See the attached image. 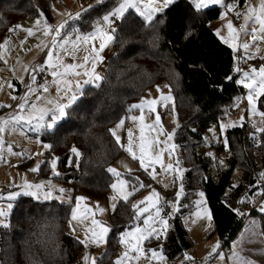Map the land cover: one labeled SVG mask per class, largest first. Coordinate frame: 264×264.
<instances>
[{"label": "trees", "instance_id": "obj_1", "mask_svg": "<svg viewBox=\"0 0 264 264\" xmlns=\"http://www.w3.org/2000/svg\"><path fill=\"white\" fill-rule=\"evenodd\" d=\"M81 1L88 5L94 0ZM232 1L242 6L246 0H226V4ZM54 2L0 0V45L24 17L44 16L52 21ZM118 3L119 0H104L84 9L78 19L68 21L67 32L73 33V27L80 32L92 30L95 22ZM225 7L216 5L197 10L190 0H176L157 13L150 23L132 9L115 20L112 26L116 30L113 33L115 52L107 62L99 87L87 85L84 96L69 110L68 122H61L58 131L42 134L50 143L51 151L59 156L57 178L61 182L74 191L80 189L92 197L106 198L114 178L107 169L124 152L110 132L113 123L129 113L132 103L151 87L167 83L175 98L180 121L176 139L187 168L181 211L193 208L197 192L204 188V165L195 156L197 140L190 134V128L225 116L235 108L236 97L241 99L244 94L236 78L228 79L235 68V51L214 29L213 22ZM259 106L264 111V96L259 98ZM229 138L232 169L216 196L231 217L220 232L225 247L231 245L244 226V204L264 187V176L259 180L255 173L257 169L264 173V133L245 123L242 134L231 133ZM73 147L79 155L71 152ZM42 164L39 176L49 173L48 157ZM235 169L241 170L242 175L240 182L232 185ZM139 174L145 176L143 172ZM125 175L131 186L136 187L138 174ZM71 207V203L56 199L40 201L22 195L15 203L10 226L0 228V264H83L79 258L83 244L67 231ZM251 213L260 214L264 233V213L259 209ZM135 216L132 200L120 199L110 213L111 231L97 264H115L121 233L132 225ZM152 244L161 243L153 241ZM190 246L187 229L181 216L176 215L163 250L175 260Z\"/></svg>", "mask_w": 264, "mask_h": 264}, {"label": "rangeland", "instance_id": "obj_2", "mask_svg": "<svg viewBox=\"0 0 264 264\" xmlns=\"http://www.w3.org/2000/svg\"><path fill=\"white\" fill-rule=\"evenodd\" d=\"M62 1L65 3V6L60 3V0H55L53 3V12L55 18L53 22L46 21L47 24L52 26L60 24L67 15H70L71 12L78 13L88 8L90 5H98L97 0L88 4L86 8L83 7V4L80 0ZM258 2L259 0H247L246 3L243 4L244 6L242 5L243 7L236 1L228 4L232 5L233 7H228V5H226L220 17L215 20L216 22L214 24V29L216 33L219 31L220 37L223 36L227 38L229 33L227 23L229 20L232 21L234 28L240 30L238 28L239 25H241L243 28L244 20L242 16H237V13H245L249 4L258 5ZM221 4H223V2ZM43 17L44 16L40 18ZM116 19L113 20L111 27L114 25ZM27 20L28 22H32L29 21L31 19ZM30 26L31 25H27L25 29L30 28ZM25 34H27V32ZM43 36H45L44 30L41 33L38 32V34L31 36L27 34V39L23 40V38H21V40L23 42L27 41L28 45L24 44L19 46L16 52L14 51L15 47L19 43V39L15 38L19 36L14 33L13 37H8V39H5L8 40V44L4 45L3 51L5 52V56L3 64L0 66V104L3 105V109L0 110V118H8L10 115H14L19 112L20 109L18 108V105L23 102L19 98L25 96L26 93L30 97L29 104L36 103L37 107H51V105L47 104V100L57 98L58 94L56 91V85L52 83L54 79L52 75L45 77V83L47 82L49 87V91L45 93L43 89L42 91H39V70H37L35 73L31 72L30 70L25 71L26 67L30 69L32 67H36L37 65L45 64L47 56L42 54H44L45 50L49 51V48H45L44 46L35 48L33 46L34 43L38 42ZM68 36H70L72 39L75 38V35ZM48 40H46V44H48ZM245 40L251 43L250 36L241 35L240 42L242 43ZM95 43L98 46L99 41H96ZM30 45L31 47L29 48L28 46ZM228 45L231 47L230 44ZM66 47L69 50H72L71 44L67 45ZM257 47L260 49L259 52L256 51V47H250L248 52H245L242 47L239 49L242 50V54L250 68H256L258 70L261 66H264V59H262L264 58V42H259ZM114 48L113 41L101 53L103 56V61L97 63L95 71L103 77L106 73L108 57H110V55L115 52ZM83 49L84 46L81 45L79 50L75 51L74 55L63 54L60 49L59 51L61 52V55H67L66 64H69L82 62V57L88 54ZM249 53H251V55H249ZM5 61L7 62L5 63ZM45 67L48 66L45 64ZM87 68L89 71H91L90 62ZM59 70L62 71L63 69L61 68ZM77 71L83 72L84 69L78 68ZM32 75H35L36 77L35 83L32 81ZM243 78L242 72L235 79L236 84L244 89V94L241 95V99L239 100L237 98H240V96L236 97L234 106L235 108L233 110L227 112V114L223 117L213 119L206 123L195 124L190 128V134L197 140V143L194 147L195 156L204 165V188L197 192V195L193 201V208L190 211L184 213L181 211L182 198L185 194L184 178L187 168L182 160L181 147L176 139L177 129L180 121L175 109L174 94L172 93L170 86L167 83H161L153 86L139 99H136L132 103V105L138 104L142 99H156L159 101L155 105V112H149L147 108L144 109L143 122L139 120L134 121L131 119L133 116L139 117L141 115V111L139 109H131L129 113L125 114L118 121L113 123L111 128L116 129L120 120H124L123 126L118 128L116 132V135L120 137V141L118 143L120 145H124V152L110 166L120 173V176L117 177L115 174L110 172L114 177L112 184L116 183L117 179H122L128 182L125 190L127 192L133 193L128 197V199L132 200V205L136 204L138 201L144 200L145 197L149 196L152 191L155 190V192L159 194V203L157 207L160 208V218L166 219L168 224L165 230L166 236H163L160 239L149 237L148 239L144 240L141 244L142 248L144 249V254L139 260H126L125 264H237L233 257L234 252H238L241 256L250 259L254 262V264H264V233L262 230L260 214L251 213V210L255 205L253 201H250V206L245 209L246 213L244 226L239 231V235L234 239V241H232L231 245L228 247L223 246L222 239L220 237V232L225 228L231 219L229 211L222 207L216 200L218 186L220 183L222 184V182L226 181L229 176L228 174L232 169L233 155L229 135L231 133L238 135L242 134L245 123L250 124V126H252L256 131L258 128L264 127V117H261L259 114L260 112H264L259 106L260 97L256 101L257 111L255 114H253L250 110V105L247 100L248 89L245 88L244 85L237 82ZM67 79L72 80L73 85H75L77 80L81 81L82 83L85 79H88V77L84 75L79 77L68 76ZM28 86L36 88L38 91L31 93L29 92ZM157 86H159V90ZM73 90H75V88H73ZM161 94L165 96L171 95L173 99L167 102H162L160 101ZM60 95H63V93ZM36 96H41L43 99L37 101L35 99ZM13 97H17V99H13ZM61 102H66V100ZM8 105H11V107H8ZM28 111L31 110L26 108L25 114H27ZM157 114L160 116V124L155 126V130L144 127V136L147 139L157 136L161 126L164 129V134H159L160 141L167 140L166 133H174L173 138L169 143L174 144L177 147L175 148L174 154L171 157L168 155V152L165 151L163 159L165 164L171 162L173 163L174 167L182 169V178L180 177V174L176 172L165 173L164 169L161 168L160 165L154 166L156 174L155 178H153V175L150 174L152 172V166H149L146 171L145 168L141 166L139 160L134 159L133 155L126 150L128 144V130L130 129L132 131L133 152L137 157L140 156V129L142 126L152 125ZM241 117H243V120H241ZM233 124L236 126H232ZM222 125L225 127H222ZM44 131L48 130L41 129L40 131H37L35 129V124L33 123L32 125L27 126L23 124L17 125L14 131L8 130L4 133H0V136H2L5 142L3 149L0 150V196L5 198L0 200V205L6 207L8 203L13 204V208L10 210L8 217V223L10 225L11 215L14 210L15 203L22 195H24L22 186L25 181L30 184H40L41 182H45V188L42 191H52L53 198L49 200L40 199V201H50L56 199L61 202L71 203V211L75 207L76 197H85L86 199L81 202L80 211L84 212L85 209H91L94 215L89 214L88 218L84 219L83 221L80 219L77 221H71L70 213V218L67 225L68 233L77 237L81 241H85L86 238H90L92 235V233L88 231L89 228L99 231L97 226L92 225L91 221L93 219L100 221L104 226L110 228V213L115 209L119 200L123 198L112 187L106 198L98 199L88 195L83 190L79 189L74 191L71 186L61 182L57 178V176L60 174L59 156L55 151H51V147H46V145H50V143L42 138ZM9 147L11 148V151H9ZM164 147H166L164 144L156 145L154 146V151H158L160 148ZM45 157H48L49 173L47 175L39 176L38 171L42 167V163L45 162ZM56 158H58L56 161V167L53 169L51 162ZM177 159L179 160L178 165L175 163ZM37 164H39V170L36 172L31 171V169L35 168ZM141 172L145 173V176L140 175L139 173ZM127 173L138 174V182L136 187L131 186L128 178L125 175ZM241 175V170L235 169L233 171L232 185H237L240 182ZM141 183L145 185V187H140ZM181 184H183V194L178 197L177 193L180 191ZM61 188L65 189L66 191L63 193L60 192L59 189ZM134 189L141 190L139 193H137V191H134ZM258 191H260L262 195L260 202L262 205H264V187H261ZM10 192H19L21 195L15 200L9 201L7 199V195ZM201 192L204 193L203 198L200 196ZM113 196H116L115 200L112 199ZM68 198H71L70 202ZM202 199L204 202L197 204V201ZM148 203L149 202L146 201L144 204H141L140 207H147ZM174 204L178 210L173 208ZM113 205H115V207H113ZM99 209H104V211L100 212ZM205 210L210 213L211 220H209L205 215ZM155 211V208L150 209V213L153 216H155ZM198 213L199 215H197ZM260 213L264 212L260 211ZM148 215L149 213H144L139 219H136L135 216V221L123 232L132 231L137 225H139L140 228H144L143 221ZM176 215L181 216V221L187 229L188 239L191 242V246L187 248L182 255L177 257L175 260H172L164 252L163 243L166 240L168 232L173 228V218ZM253 221H255L254 226L252 223ZM153 227L162 229L163 226L160 225L157 220ZM250 227L253 229L251 232L247 231V229ZM0 228H3V226H0ZM73 228L75 231H73ZM109 233L110 231L107 233L104 243H82L83 248L79 254V258L82 260L83 264H86L85 257L95 258L97 264L98 257L106 248ZM242 236L244 239L241 242ZM153 241H160L161 244L159 246H154L152 244ZM217 242L220 243V248L217 249L216 253H213L212 248ZM234 244H239V247H234ZM151 249H156L157 251L162 249V255L164 259L161 260L159 258H151ZM125 251V245L120 243L119 250L115 256V264L117 259L120 258ZM129 255L135 256L138 255V253L130 251ZM188 257H191L192 259H188ZM87 264H90V261H88Z\"/></svg>", "mask_w": 264, "mask_h": 264}, {"label": "snow or ice", "instance_id": "obj_3", "mask_svg": "<svg viewBox=\"0 0 264 264\" xmlns=\"http://www.w3.org/2000/svg\"><path fill=\"white\" fill-rule=\"evenodd\" d=\"M173 0H163L164 6L166 7L168 4H171ZM223 0H193L194 7L197 10H202L207 8L211 5L221 4ZM103 3V0H97V4ZM89 7H92L91 5ZM228 7H233L232 5H228ZM134 10L140 17H142L146 22H151L154 15L157 12H162L163 8L159 7L156 4V0H119L118 6L115 7L112 11L108 12L107 14L102 15L94 24L93 30L81 33L78 28L73 27L72 31L75 35V38L72 39L68 36L67 33H63L66 25H68V21L65 20L61 22L57 26H52L47 24L45 21L43 24L44 28V35L45 36H52L50 44L43 45L45 48H49L46 56L47 59L45 64L51 69V75L53 76L52 83L56 85L57 91V98L47 100V104L51 105V107H37L36 103L29 104V95L26 93L25 96L20 97L23 102L18 105L20 109L14 115H10L8 118H0V133H4L5 131L16 129L17 125H32L35 124V129L40 131L41 129H47L49 131H58L61 125V122H68L69 118V110L73 107V105L77 104L78 101L84 96V88L83 85L92 84L96 87H99V82L104 79L99 73L95 71L97 63L103 61V56L101 53L104 51L109 44H111L115 36L113 33L116 31L114 28L111 27L113 20L116 18H123L124 14L128 12V10ZM42 15V14H41ZM81 13H76L75 16H70L71 19L75 20L80 17ZM226 15V14H225ZM237 16H242L244 20V26L242 30H238L234 28L233 23L231 20L227 23V28L229 30L228 37H220L224 43L230 44L234 50H238L239 48H243L245 52H248L250 47H256V51L259 52L260 49L257 47L259 42H264V0H259L258 5L249 4L247 6V10L245 13H237ZM42 21L41 19H37L35 21V27L39 28ZM17 28H21L22 26L17 25ZM15 29H11L10 31H14ZM27 32L29 36L34 35L33 29H23ZM217 35H219V31H217ZM241 35L250 36L251 43L247 40L240 42ZM68 37V38H65ZM99 41V44L95 43ZM8 44V40L4 41L3 45H0V60H4L5 52L3 51L4 45ZM71 44L72 50H69L66 46ZM84 46V51L88 54L82 57V62L80 63H69L64 64L61 59V54L56 52V49H60L63 54L67 55H74L76 50H79L80 46ZM40 47V45H37ZM90 48V52H89ZM251 55V53H249ZM264 59V58H262ZM7 61H5L6 63ZM91 64V71L88 70L87 66ZM45 64L37 65L36 67L32 68H25V71H31L35 73L37 70L40 72L45 71ZM63 69L60 71L59 69ZM84 69L83 72L77 71V69ZM237 72H240L241 69L237 67L235 69ZM81 75L87 76L88 79L84 80L82 83L81 81L77 80L75 85H73L72 80L67 79L68 76H76L79 77ZM243 79L237 81L238 83L244 85L245 88L248 89L247 100L250 105V110L253 114L256 113V101L259 97L264 96V66H261L258 70L256 68H252L249 71L243 72ZM228 79H231L229 77ZM36 77L32 75V81L35 83ZM11 86V85H9ZM29 87V92L34 93L37 92L38 89ZM45 93L49 91V87L47 82L40 86ZM75 88V90H73ZM159 90V86H157ZM63 93V95H60ZM13 99H17V97H13ZM35 99L37 101L43 99L41 96H36ZM173 98L171 95H163L161 94L160 101L167 102L172 100ZM238 100L240 98H237ZM66 100V102H61ZM159 101L156 99H142L140 103L134 104L130 106L131 109H139L141 111V115L139 117H131L132 120H139L143 122L144 120V109L147 108L149 112H155V105ZM238 106V105H237ZM3 107V105H0ZM11 107V105H8ZM26 108L30 109L27 114H25ZM261 117H264V112L259 113ZM243 120V117H241ZM124 124V120L121 119L119 124L117 125L116 129H110V132L115 137L116 141H120V137L116 135L117 129L122 127ZM160 124V116L159 114L156 115L155 121L152 125L142 126L140 129L141 135L139 138V151L140 156L137 157L133 152V140H132V131L128 130V144L126 150L133 155L134 159H138L141 166L145 168L147 171L149 166H152V172L150 173L155 178V165H160L161 168L164 169L165 173L169 172H176L180 174L182 178L183 170L174 167L173 163L169 162L167 164L164 163V153L165 151L168 152V155L171 157L174 154V150L177 147L174 144H170L169 142L172 140L174 133H166L167 140L160 141L159 134H164V129L162 126L159 128V134L151 139H147L144 136V127H148L150 129L155 130V126ZM11 126V127H9ZM232 126H236L233 124ZM222 127H225L222 125ZM258 132L264 133V127H260L257 129ZM253 138H255V134H253ZM226 142V141H225ZM4 140L2 136H0V150L4 147ZM164 144L166 147L160 148L158 151H154V146ZM46 147H51L50 145H46ZM124 147V145H121ZM9 151L11 148L9 147ZM73 154L79 155L78 149L73 147L71 149ZM211 155V154H210ZM58 158L53 159L51 162L52 168L56 167V161ZM175 163L178 165L179 160L177 159ZM39 170V164L31 171L36 172ZM108 172L115 174L117 177L120 176V173L114 169L109 167L107 169ZM58 174V173H57ZM264 176V173L261 174ZM50 183V182H49ZM128 182L122 179H117L116 183H113L111 187L116 190L120 196L127 200L129 196H131L132 192H127L125 189L127 187ZM140 187H145L141 183ZM45 188V182H41L40 184H30L27 181L24 182L22 189L23 194L27 196L34 197L36 200L44 199L49 200L53 198L52 191H42ZM139 189H134V191H138ZM60 192H65L66 190L61 188L59 189ZM183 194V184L180 185V191L177 193V196H181ZM21 193L19 192H10L7 195V199L9 201L15 200ZM200 196L203 198L204 193L201 192ZM155 197V199H154ZM5 197L0 196V200L4 199ZM85 197H76V204L75 207L71 211V221H77L80 219L83 221L84 219L88 218V215H94L91 209H85L84 212H81V202L84 201ZM113 200L116 199V196L112 197ZM69 202L71 198H68ZM148 201V206L141 208L140 205L144 204ZM203 199L197 201V204L203 203ZM243 202V201H241ZM159 203V194L152 191V193L145 197L144 200L138 201L136 204H133L132 207L136 209V219H139L141 215L144 213H149L147 218L143 221L144 228H140L139 225L132 231H126L121 233L120 243L124 244L126 247V251L122 254L120 258L117 259L116 264H125L126 260H139L140 257L144 254V249L142 248L141 244L144 240L148 239L149 237H155L156 239H160L163 236H166V228L168 226L167 220L160 218V208L157 207ZM115 207V205H113ZM13 208L12 203H8L6 207L0 205V226L5 228L9 227L8 217L10 214V210ZM155 208V216L150 213V209ZM175 210H178L176 205H173ZM100 212H103L104 209H99ZM238 211V210H234ZM260 211L264 212V205L260 207ZM199 215V213L197 214ZM205 215L209 220H211L210 213L205 210ZM162 225V229H157L153 227V225L157 222ZM70 221V223H71ZM92 225H95L99 228V231H95L92 228H89L88 231L92 233L90 238H86L85 241H81L82 243H95L100 244L105 242L106 235L111 229L109 227L104 226L100 221L93 219L91 221ZM253 226L255 225V221L252 222ZM253 229L250 227L247 231L251 232ZM73 231L75 229L73 228ZM255 234V233H254ZM87 237V233H86ZM244 237L242 236L241 242L243 241ZM39 242V241H38ZM234 247H239V244H234ZM220 248V243L217 242L216 245L213 246L212 252L216 253L217 249ZM138 253V255L130 256L129 252ZM151 258H159L161 260L164 259L162 255V249L157 251L156 249H151ZM211 255V254H210ZM233 257L237 264H254L253 261L250 259L241 256L238 252L233 253ZM222 258V257H221ZM188 259H192L188 257ZM86 264L90 261V264H96L95 258L85 257Z\"/></svg>", "mask_w": 264, "mask_h": 264}, {"label": "crops", "instance_id": "obj_4", "mask_svg": "<svg viewBox=\"0 0 264 264\" xmlns=\"http://www.w3.org/2000/svg\"><path fill=\"white\" fill-rule=\"evenodd\" d=\"M81 1V0H80ZM95 1V0H94ZM174 1H176V0H173V2ZM192 3H193V0H190ZM247 1V0H246ZM246 1L244 2V4L246 3ZM172 2V3H173ZM232 2H234V1H232ZM232 2H230V3H232ZM237 2V1H236ZM60 3L61 4H63L64 6H65V3L62 1V0H60ZM81 3L83 4V7H85L86 8V6H88V5H85V3L84 2H82L81 1ZM145 3H147V0H145ZM230 3H228V4H230ZM156 4L159 6V7H162L163 8V10L166 8V7H168L170 4H168L166 7L164 6V3H163V0H156ZM228 4H226V0H223V4H220V5H217V6H226V5H228ZM194 5V4H193ZM211 6H216V5H211ZM211 6H209V7H211ZM244 6V5H243ZM242 6V7H243ZM80 10H82V9H80ZM81 12V11H80ZM79 12V13H80ZM157 13H159V12H157ZM156 13V14H157ZM75 14L76 13H73V12H71L70 13V15H67L63 20H62V22L63 21H65V20H67V21H69L71 18H70V16H75ZM156 14L154 15V17L156 16ZM42 17V16H41ZM153 17V18H154ZM220 17V16H219ZM39 19H41V21H42V23H41V25L39 26V28H37V27H35V19H37V18H30V17H24V18H22V19H20L19 20V22L16 24V26L17 25H20V26H22L21 28H17L16 26H15V30L14 31H12V32H10L6 37H4L3 38V40H2V42H1V45H3L4 44V41H5V39L7 38L8 39V37L10 38V37H13V35H14V33H16V35L17 36H19V37H16L15 39H19V43H18V45L15 47V51L14 52H16L17 51V49L19 48V46H21V45H24V44H26V45H28V42L26 41V42H23L22 40H21V38H23V40H26L27 38H26V35L27 34H25L26 33V31H24L23 29H25L26 28V26L27 25H31L30 26V28H32L33 29V32H34V34H38V32H42L43 30H44V28H43V24H44V22L45 21H48L46 18H40V17H38ZM54 18H55V16H54V12H53V19H52V21H48V22H53L54 21ZM27 19H31V20H29V21H32V22H28V20ZM61 22V21H60ZM215 22L216 21H214L213 22V24H215ZM57 25H59V24H57ZM57 25H53V26H57ZM67 26L68 25H66V27H65V29L63 30V33H65V32H67ZM238 28H239V26H238ZM240 30H242L241 28H239ZM21 30V31H20ZM93 30V29H92ZM92 30H90V31H92ZM65 31V32H64ZM69 32H67V34H68ZM24 34V35H23ZM68 35H74V33H69ZM219 36V35H218ZM220 37V36H219ZM48 38H49V40H48ZM65 38H67V37H65ZM51 39H52V36H43V37H41V39L38 41V42H35L34 43V47L36 48L37 47V45H40V46H43V45H46V40H48V44H50V41H51ZM29 48L31 47V45L30 46H28ZM232 48V47H231ZM233 49V48H232ZM114 50H115V48H114ZM234 50V49H233ZM235 52H237V51H241L242 52V50L241 49H238V50H234ZM47 52H48V50H45L44 51V54H42V55H45L46 56V54H47ZM56 52L57 53H60L61 54V52L59 51V49H56ZM112 55V54H111ZM110 55V56H111ZM109 58L110 57H108V60H109ZM61 59H62V61H63V63L64 64H66V60H67V55H61ZM108 62V61H107ZM52 71V70H51ZM50 75H51V72H50ZM86 80V79H85ZM87 85H92V84H87ZM87 85H85V87L87 86ZM83 87H84V85H83ZM84 87V88H85ZM223 183L224 182H222V184L220 183V185L218 186V189H217V192H216V196H217V193H218V191H219V188L223 185ZM216 200H217V197H216ZM219 203V202H218ZM238 233H240V232H238ZM239 234H237V236H238ZM236 236V237H237ZM235 237V238H236ZM234 238V239H235ZM234 241V240H233Z\"/></svg>", "mask_w": 264, "mask_h": 264}, {"label": "built area", "instance_id": "obj_5", "mask_svg": "<svg viewBox=\"0 0 264 264\" xmlns=\"http://www.w3.org/2000/svg\"><path fill=\"white\" fill-rule=\"evenodd\" d=\"M239 28H242L241 25H239ZM235 57H236V61H235V68L231 73V78H237L239 76L240 73L244 72V71H249L251 70L250 66L248 65V63L246 62L243 54L241 51H237L235 52ZM239 67L241 69L240 72H237L235 69ZM45 71L43 72H38V83H39V91H42V88L40 87L41 84L45 83V77L50 75L51 69H49L48 67H45ZM1 105V104H0ZM3 107H0V110H2ZM256 176L257 178L260 180L261 179V170L257 169L256 170ZM262 199V195L260 191H256L252 197L250 201H253L255 203L254 208L253 209H259L262 206V203L260 202ZM250 201L248 200V202L246 204H244L243 209H247L250 206ZM251 210V211H252ZM246 212V211H245Z\"/></svg>", "mask_w": 264, "mask_h": 264}]
</instances>
